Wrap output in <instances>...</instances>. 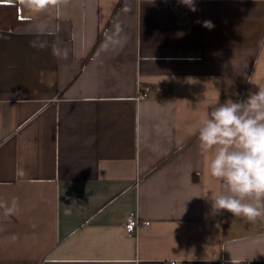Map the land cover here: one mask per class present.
I'll return each instance as SVG.
<instances>
[{"label": "crops", "instance_id": "crops-1", "mask_svg": "<svg viewBox=\"0 0 264 264\" xmlns=\"http://www.w3.org/2000/svg\"><path fill=\"white\" fill-rule=\"evenodd\" d=\"M0 3L25 20L0 29V264H264L197 131L264 88V0Z\"/></svg>", "mask_w": 264, "mask_h": 264}, {"label": "clouds", "instance_id": "clouds-1", "mask_svg": "<svg viewBox=\"0 0 264 264\" xmlns=\"http://www.w3.org/2000/svg\"><path fill=\"white\" fill-rule=\"evenodd\" d=\"M61 2L22 0L34 12L58 9ZM180 2L193 12L197 10L195 0ZM202 26L214 28L211 21H203ZM197 131L201 153H214L208 163L209 174L223 185L211 198L213 209L250 223L264 219V88L243 100L216 103L201 118Z\"/></svg>", "mask_w": 264, "mask_h": 264}, {"label": "trees", "instance_id": "trees-1", "mask_svg": "<svg viewBox=\"0 0 264 264\" xmlns=\"http://www.w3.org/2000/svg\"><path fill=\"white\" fill-rule=\"evenodd\" d=\"M25 23L17 3H0V29H13Z\"/></svg>", "mask_w": 264, "mask_h": 264}, {"label": "built area", "instance_id": "built-area-1", "mask_svg": "<svg viewBox=\"0 0 264 264\" xmlns=\"http://www.w3.org/2000/svg\"><path fill=\"white\" fill-rule=\"evenodd\" d=\"M149 90H150L149 85L140 86L138 92V98L146 97L148 95ZM149 224H150L149 220H142L138 216L130 214L126 218L125 228L129 234H132L135 231H137L141 226L149 225ZM169 264H179V262L176 259H172L170 260ZM247 264H249V262Z\"/></svg>", "mask_w": 264, "mask_h": 264}]
</instances>
